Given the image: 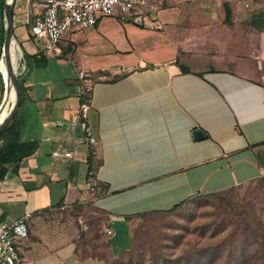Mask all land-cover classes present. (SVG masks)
<instances>
[{"label":"crops","instance_id":"obj_1","mask_svg":"<svg viewBox=\"0 0 264 264\" xmlns=\"http://www.w3.org/2000/svg\"><path fill=\"white\" fill-rule=\"evenodd\" d=\"M170 1L124 22L100 17L91 29H72L57 56L36 54L28 33L36 8L13 1L9 59L13 67L16 43L21 86L14 116L19 140L37 143L0 180V226L31 215L15 264H103L75 254L81 232L68 210L86 203L118 258L130 250L137 214L264 176V22L250 27L255 46L247 49L220 42L224 12L200 8L227 2L233 17L241 11L250 21L264 0ZM81 73L90 81L93 145L74 121ZM194 129L203 136L193 139ZM54 150L73 156L53 158ZM123 235L129 245L118 249Z\"/></svg>","mask_w":264,"mask_h":264},{"label":"rangeland","instance_id":"obj_2","mask_svg":"<svg viewBox=\"0 0 264 264\" xmlns=\"http://www.w3.org/2000/svg\"><path fill=\"white\" fill-rule=\"evenodd\" d=\"M162 3L165 8L172 6L170 0H149L146 8L153 10ZM223 3L204 2L200 8L223 12ZM246 14H230L229 21L222 25L225 30L216 32L220 42L236 40L238 46L242 43L247 44V49L254 48L255 32L250 29L251 16ZM1 22L2 11L0 45ZM15 46L19 80L20 53L16 43ZM2 91L0 87V99ZM261 177L263 180H254L222 196H195L173 210L135 217L132 248L118 258L108 256L99 228L101 217L96 216L93 207L86 203L85 207L70 209L81 232L75 254L79 259L98 258L103 264H264V248L251 246L249 237L242 240L250 230L264 231V176ZM117 244L120 249L128 247L129 241L123 235Z\"/></svg>","mask_w":264,"mask_h":264},{"label":"built area","instance_id":"obj_3","mask_svg":"<svg viewBox=\"0 0 264 264\" xmlns=\"http://www.w3.org/2000/svg\"><path fill=\"white\" fill-rule=\"evenodd\" d=\"M36 10L28 24L30 40L36 47V54L57 56L59 45L72 29H91L100 17H115L124 22L132 14L139 13L149 5V0H31ZM79 79V105L74 121L81 125L88 145L95 140L86 127L90 81L85 73ZM53 158H71L73 153L51 152ZM31 215L22 213L9 226H0V264H15L18 261V243L28 234L27 222ZM108 233V231H106Z\"/></svg>","mask_w":264,"mask_h":264},{"label":"trees","instance_id":"obj_4","mask_svg":"<svg viewBox=\"0 0 264 264\" xmlns=\"http://www.w3.org/2000/svg\"><path fill=\"white\" fill-rule=\"evenodd\" d=\"M13 1L14 0H12L11 5H10L11 11H12ZM1 7H2V5H1V0H0V14L2 11ZM160 8H165V4L162 3ZM223 12H224V22L227 23L229 21L230 14H231V7L229 6V3H227V2L223 3ZM255 22H257V25L259 24L258 26H260V27L263 26L262 24L264 22V13H260V17H257L255 15V17L250 20V26H253V24ZM1 33H2V36H1V45L0 46H2L3 39H4L3 22H1ZM22 57H24L23 52H22ZM42 61H41V63H38L37 65H41L43 63ZM181 70L183 72H187V70L183 67H181ZM19 85H20V83H19ZM0 87H2L3 91H4V85H3V81L1 80V76H0ZM20 90H21V86H20ZM3 91H2V95H3ZM1 98H2V96H1ZM0 101H1V99H0ZM36 149H37V143L36 142H21L19 140L18 123H17L16 118L14 116L11 123L6 128H4L3 131L0 133V180H2L4 178V176L7 172V168L9 166H12V169H15L17 164L21 160L33 155L34 152L36 151ZM259 177H261V176H259ZM259 177H256L257 179L256 178L251 179L247 183H251L254 180H263V177H261V178H259ZM240 186H242V185L233 186V187H230V188H227L224 190H220L217 192H212V193H207V194H197V195L190 197L189 199H192L195 196H201V195L222 196V195L227 194V193L231 192L233 189L240 187ZM187 200L188 199L172 206L168 210L151 211V212H147V213H141V214H137L135 217H138L141 215H146L149 213L166 212L169 210H173V209L177 208L178 206H180L181 204L185 203ZM248 237L251 238V242H250L251 246L254 245V246H257L261 249L264 248V231H255V229L250 230V231L244 233L242 240L245 241ZM105 247H106V245H105ZM131 248H132V245L130 247V250H131ZM108 256L110 257V255H108Z\"/></svg>","mask_w":264,"mask_h":264},{"label":"water","instance_id":"obj_5","mask_svg":"<svg viewBox=\"0 0 264 264\" xmlns=\"http://www.w3.org/2000/svg\"><path fill=\"white\" fill-rule=\"evenodd\" d=\"M11 1L12 0H10L9 2H6L5 0H1L3 27H4V39H3L2 46H1L0 62L1 60L4 61V68L6 71L8 82H10L12 87L14 88L15 101L7 117L0 123V133L3 131L4 128H6L9 125L10 121L14 117L16 110L19 106L20 96H21L19 81L17 79L16 72L13 70V67L10 63L9 54H8L10 43L14 42L13 34H12V20H11V7H10ZM0 76H1V80L5 84V79H4L3 74H1V72H0ZM1 103H0V106H1ZM191 134H192L193 139L195 140L203 136L200 129H194Z\"/></svg>","mask_w":264,"mask_h":264},{"label":"bare ground","instance_id":"obj_6","mask_svg":"<svg viewBox=\"0 0 264 264\" xmlns=\"http://www.w3.org/2000/svg\"><path fill=\"white\" fill-rule=\"evenodd\" d=\"M5 1L9 2L10 0H5ZM13 43L14 42L10 43L9 50H8V54L9 55H10V53L12 51ZM1 65H2V68H1ZM16 66H17V55H15L14 64H13V70L14 71H16L15 70ZM0 71H1V74H3L4 79H5L4 91H3V95H2V98H1V101H0V103L2 102L1 106H0V123H1L7 117L12 105L14 104L15 93H14V88L12 87L11 83L8 82V78H7V75H6L5 68H4V61L3 60H1V62H0ZM13 94H14V101H13Z\"/></svg>","mask_w":264,"mask_h":264}]
</instances>
